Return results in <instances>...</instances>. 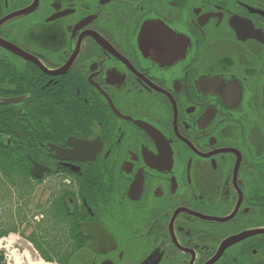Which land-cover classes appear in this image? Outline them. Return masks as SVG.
<instances>
[{"label":"flooded vegetation","instance_id":"obj_1","mask_svg":"<svg viewBox=\"0 0 264 264\" xmlns=\"http://www.w3.org/2000/svg\"><path fill=\"white\" fill-rule=\"evenodd\" d=\"M22 228L62 264H264V0H0Z\"/></svg>","mask_w":264,"mask_h":264},{"label":"rangeland","instance_id":"obj_2","mask_svg":"<svg viewBox=\"0 0 264 264\" xmlns=\"http://www.w3.org/2000/svg\"><path fill=\"white\" fill-rule=\"evenodd\" d=\"M19 230L24 235L9 233L5 238H0V252L6 264H15L16 258L19 262L24 261L23 255L25 252H28L33 260L43 261L45 264H57L56 262H45L32 253L29 244L25 240L26 228Z\"/></svg>","mask_w":264,"mask_h":264},{"label":"bare ground","instance_id":"obj_3","mask_svg":"<svg viewBox=\"0 0 264 264\" xmlns=\"http://www.w3.org/2000/svg\"><path fill=\"white\" fill-rule=\"evenodd\" d=\"M24 261L19 262L16 258L15 264H45L43 261L33 260L28 252H25L23 255Z\"/></svg>","mask_w":264,"mask_h":264},{"label":"water","instance_id":"obj_4","mask_svg":"<svg viewBox=\"0 0 264 264\" xmlns=\"http://www.w3.org/2000/svg\"><path fill=\"white\" fill-rule=\"evenodd\" d=\"M13 101H14V100L9 99V100L4 101L3 104H8V103H11V102H13ZM39 167H41V166L34 164L33 173H34V175L37 176V177H40V176H41V172L43 171V170H41ZM38 173H39V174H38ZM36 174H38V175H36Z\"/></svg>","mask_w":264,"mask_h":264},{"label":"trees","instance_id":"obj_5","mask_svg":"<svg viewBox=\"0 0 264 264\" xmlns=\"http://www.w3.org/2000/svg\"><path fill=\"white\" fill-rule=\"evenodd\" d=\"M2 236V234H0V237ZM45 262H56L57 264H62L60 261H54V260H51V259H44ZM0 264H6L4 262V259H3V255L2 253L0 252Z\"/></svg>","mask_w":264,"mask_h":264}]
</instances>
